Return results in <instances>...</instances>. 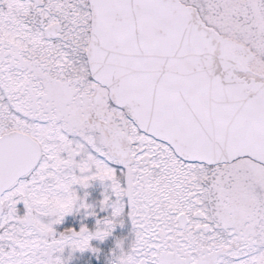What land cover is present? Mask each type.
Listing matches in <instances>:
<instances>
[{"label":"water","instance_id":"water-1","mask_svg":"<svg viewBox=\"0 0 264 264\" xmlns=\"http://www.w3.org/2000/svg\"><path fill=\"white\" fill-rule=\"evenodd\" d=\"M87 57L111 103L177 159L208 168L239 160L264 167V76L240 77L252 72L253 54L208 28L194 7L91 0ZM41 157L40 146L22 133L0 137V223L3 196ZM186 225L178 217L177 228Z\"/></svg>","mask_w":264,"mask_h":264},{"label":"rangeland","instance_id":"rangeland-1","mask_svg":"<svg viewBox=\"0 0 264 264\" xmlns=\"http://www.w3.org/2000/svg\"><path fill=\"white\" fill-rule=\"evenodd\" d=\"M261 50H250L254 60L249 69L264 76ZM11 82L0 77V108L5 115H13L18 105L26 106L18 92L3 90ZM50 133L40 128L45 157L38 172L13 192V207L3 224L8 220L14 225H3L0 264H264L261 206L254 207L241 233L221 229L211 199L200 188L204 173H188L185 183L195 179L192 184L201 195L188 190L184 201L195 195L192 210L205 216L203 224L210 232L181 235L175 219L165 214L175 211L174 205L161 202L164 196L175 198L181 179L173 167L167 173L161 169V156L146 162L152 152L138 147L125 170H117L86 137L67 139L54 131L45 141Z\"/></svg>","mask_w":264,"mask_h":264},{"label":"flooded vegetation","instance_id":"flooded-vegetation-1","mask_svg":"<svg viewBox=\"0 0 264 264\" xmlns=\"http://www.w3.org/2000/svg\"><path fill=\"white\" fill-rule=\"evenodd\" d=\"M90 32L91 0H0V77L12 80L3 90L5 93L18 92L20 102L26 105L24 109L18 105L13 115H5V110L0 108V137L19 132L31 138L42 150L40 164L45 157L39 141L42 127L51 130L45 141L51 139L54 131L67 139L86 137L92 148L102 149L117 170H125L124 167L134 160L136 148L142 152L148 150L153 158L146 157V162L154 160V155H158L156 159L161 156V169L166 173L175 170V175L180 176L175 198L169 200L170 197L164 196L166 200L161 201L174 205L175 211L165 214L174 218L175 223L178 217H186L184 229L176 226L178 233L207 235L210 232L203 224L205 216L192 210L195 195L190 194L189 200L184 201L188 190L201 195L192 184L195 179L190 183L184 181L188 180V173L194 171L204 173L200 188L211 199V210L220 228L241 233L240 228L253 215L255 192L264 193V167L250 160L214 167L216 170L212 172L219 175H222L220 167L230 170L229 177L234 182L230 184L231 189L225 191L221 203L216 204L207 184V167L182 162L167 146L142 134L126 111L111 103L107 90L93 81L87 57ZM260 76L251 72L240 77L258 81ZM146 166L151 168L148 163ZM38 170L39 167L3 196L1 235L6 231L3 225H14L8 220L3 224L7 210L13 207V192ZM169 176L172 178V174ZM240 220L244 221L241 226L237 225ZM204 228L208 229L205 233Z\"/></svg>","mask_w":264,"mask_h":264},{"label":"trees","instance_id":"trees-1","mask_svg":"<svg viewBox=\"0 0 264 264\" xmlns=\"http://www.w3.org/2000/svg\"><path fill=\"white\" fill-rule=\"evenodd\" d=\"M194 7L201 21L220 36L241 44L253 53L264 48V0H179ZM263 3V7L261 5ZM261 44V46L259 45ZM261 50V51H262ZM2 128V127H0ZM9 131L12 129H8ZM216 168V167H215ZM207 168V184L214 201L221 203L225 191L230 190L231 171L220 169L222 175ZM229 168V167H227ZM234 183V182H233ZM258 194V195H257ZM254 206L264 208V193L255 192ZM65 229H60L63 232Z\"/></svg>","mask_w":264,"mask_h":264}]
</instances>
